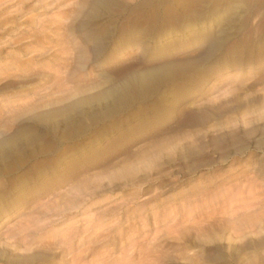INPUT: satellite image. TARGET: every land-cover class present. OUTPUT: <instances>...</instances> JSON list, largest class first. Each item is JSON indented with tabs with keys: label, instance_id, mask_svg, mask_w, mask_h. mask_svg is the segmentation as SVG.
<instances>
[{
	"label": "rangeland",
	"instance_id": "rangeland-1",
	"mask_svg": "<svg viewBox=\"0 0 264 264\" xmlns=\"http://www.w3.org/2000/svg\"><path fill=\"white\" fill-rule=\"evenodd\" d=\"M3 140L0 264H264V0H0Z\"/></svg>",
	"mask_w": 264,
	"mask_h": 264
},
{
	"label": "bare ground",
	"instance_id": "bare-ground-1",
	"mask_svg": "<svg viewBox=\"0 0 264 264\" xmlns=\"http://www.w3.org/2000/svg\"><path fill=\"white\" fill-rule=\"evenodd\" d=\"M157 74H158V73H157ZM144 76H146V75H144ZM144 76H142V77H144ZM147 77H148V78H147ZM147 77H146V79L149 81V80H150L151 78H153L154 76H153L152 74H149ZM140 78H141V77H140ZM144 79H145V78H144ZM147 80H146V81H147ZM138 81H139V80H138ZM141 81H143V79H142ZM145 83H146V82H145ZM8 140H9V139H8ZM10 141H11L10 143H11V146H12V140L10 139ZM5 142H6L5 140L0 141V148H1L3 145H4V146L6 145ZM13 142H14V141H13ZM6 143L9 144V142H6ZM14 143H15V142H14ZM29 143H30V142H29ZM13 146H14V145H13ZM13 146H12V147H13ZM8 148H9V147H8ZM14 148H16V147H13V149H14ZM16 149H17V148H16ZM16 149H15V150H16ZM10 150H11V149H10ZM18 151H19V150H18ZM6 152H7V151H6ZM10 152H11V151H10ZM12 152H13V151H12ZM4 153H5V152H4ZM4 153H3V155H4ZM12 154H13V153H12ZM3 155H2V156H3ZM8 155H9V154H8ZM6 156H7V154H6ZM7 157H8V156H7ZM17 157H18V156H17ZM4 158H5V156H4ZM9 158H10V157H9ZM6 160H7V159H6ZM8 160H9V159H8ZM11 160H12V159H11ZM11 162H13V161H11ZM5 182H6V181H5ZM1 186H2V185H1ZM5 188H6V187H5ZM89 237H90V236H89ZM134 239H135V238H134ZM135 240H136V239H135ZM139 240H140V239H139ZM136 241H137V240H136ZM130 242H131V241H130ZM134 243H135V242H134ZM132 244H133V243H132ZM130 246H131V245H130ZM68 247H69V246H68ZM70 248H71V247H70ZM137 248H138V247H137ZM132 249H133V248H132ZM139 254H140V253H139ZM107 259H108V258H107ZM102 260H103V259H102ZM132 260H133V259H132ZM105 261H106V260H105ZM90 262H91V261H90ZM99 262H100V261H99ZM82 263H83V262H82ZM100 264H101V263H100Z\"/></svg>",
	"mask_w": 264,
	"mask_h": 264
}]
</instances>
